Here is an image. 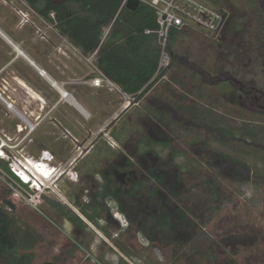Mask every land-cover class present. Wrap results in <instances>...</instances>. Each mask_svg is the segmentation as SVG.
Instances as JSON below:
<instances>
[{
  "label": "rangeland",
  "instance_id": "374dc122",
  "mask_svg": "<svg viewBox=\"0 0 264 264\" xmlns=\"http://www.w3.org/2000/svg\"><path fill=\"white\" fill-rule=\"evenodd\" d=\"M226 1L239 13L231 31L214 40L182 30L170 69L119 114L117 91L90 86L100 76L94 58L13 0L28 15L17 38L87 115L27 64L0 74L11 105L0 100V227L12 242L0 264H264V112L212 83L222 67L263 88L262 68L251 74L248 61L258 24L250 0L215 4ZM45 153L56 170L36 192L11 167Z\"/></svg>",
  "mask_w": 264,
  "mask_h": 264
},
{
  "label": "trees",
  "instance_id": "16d2710c",
  "mask_svg": "<svg viewBox=\"0 0 264 264\" xmlns=\"http://www.w3.org/2000/svg\"><path fill=\"white\" fill-rule=\"evenodd\" d=\"M24 1L38 15L53 22L60 35L66 37L83 56L97 51V69L120 86L124 93L133 94L132 104L138 103L153 88L157 80L160 50L155 36L144 33L146 30H156L151 8L141 5L135 11L122 9L118 13L122 0ZM111 24L103 39L104 29ZM179 34L178 31L170 33V49ZM83 215L93 220L86 213ZM182 217H185L183 213ZM11 247L6 228L0 227V251H7Z\"/></svg>",
  "mask_w": 264,
  "mask_h": 264
},
{
  "label": "built area",
  "instance_id": "2783aa9c",
  "mask_svg": "<svg viewBox=\"0 0 264 264\" xmlns=\"http://www.w3.org/2000/svg\"><path fill=\"white\" fill-rule=\"evenodd\" d=\"M128 0H122L118 13L126 9ZM141 5L148 6L154 12L156 30H146V35H154L160 50L158 72H164L171 66V50L169 46L170 33L172 31L182 32V30H200L214 40L219 39L226 27L225 11L217 7L216 0H134ZM25 21L28 15L22 14ZM111 25L104 29L103 39L107 36ZM97 51L89 55L96 61ZM104 83L110 86L104 75L94 78L91 85L96 88L104 87ZM2 94L0 93V96ZM14 166V165H13ZM12 168V167H11ZM12 171V170H11ZM13 173V172H12Z\"/></svg>",
  "mask_w": 264,
  "mask_h": 264
},
{
  "label": "flooded vegetation",
  "instance_id": "af4514ba",
  "mask_svg": "<svg viewBox=\"0 0 264 264\" xmlns=\"http://www.w3.org/2000/svg\"><path fill=\"white\" fill-rule=\"evenodd\" d=\"M226 7L227 8L224 11L227 21L224 33L226 31H231L233 18H235L236 15H239L236 7H234L231 2L228 3L226 1ZM248 7L252 9L249 22L253 23L257 20L256 22L258 24L256 36L258 46L255 50L254 56L248 59V61L254 66L249 70V72H251V74H255L256 71L254 68L259 65V67L262 68L260 73L262 74L264 80V0H250ZM228 55H230V52ZM246 58L248 57L241 55L237 57L235 61L236 63H245ZM231 73L232 72L230 70L225 71L222 67L219 68V71L212 83L218 85L221 83H227L230 86L236 87V100L242 108L251 112L254 111V108L258 111L264 112V81L262 82L263 88H258L253 77L249 80L245 78L246 76L238 79L237 77L232 76Z\"/></svg>",
  "mask_w": 264,
  "mask_h": 264
},
{
  "label": "crops",
  "instance_id": "0c3cea01",
  "mask_svg": "<svg viewBox=\"0 0 264 264\" xmlns=\"http://www.w3.org/2000/svg\"><path fill=\"white\" fill-rule=\"evenodd\" d=\"M12 2L13 0H0V74H3L8 70L10 71V69L13 68L15 64H27L28 67L33 68L29 62L30 60L32 63L39 66L45 72V74L47 73L54 80L49 72L43 69V66L39 62L38 58L34 56V54L32 55L27 52V50L23 47L24 41L17 38V33L22 30L28 29V27L26 26L25 22L23 23L22 21V14H24L25 12L21 7H18L17 5H10L12 4ZM16 48H18L23 54L26 55L25 59L19 56ZM35 71L37 72V70ZM98 72L101 73L99 70ZM105 78L111 83L110 86L112 88L110 90L112 91V89H114L115 91H117V93L122 96L120 98L124 100V103L122 104L123 106L118 113H126L129 109V105H131V101L133 102L134 95L124 93L120 86L110 81L107 77ZM90 86H92L91 82ZM79 105L80 107L82 106L81 104Z\"/></svg>",
  "mask_w": 264,
  "mask_h": 264
},
{
  "label": "bare ground",
  "instance_id": "6f19581e",
  "mask_svg": "<svg viewBox=\"0 0 264 264\" xmlns=\"http://www.w3.org/2000/svg\"><path fill=\"white\" fill-rule=\"evenodd\" d=\"M17 49V52H18V54H19V56H21L22 58H26V55L25 54H23L18 48H16ZM29 62H30V64H31V66L35 69V70H37V72H38V74H39V76H41L44 80H46L50 85H51V87H53L59 94H60V97H61V99L62 100H65V101H67L70 105H72L76 110H78L79 112H81L82 114H84L85 116L87 115L84 111H83V109L80 107V105L61 87V85L59 84V83H57L56 81H54L47 73L45 74V73H42L41 74V68L39 67V66H37L36 64H34V63H32L30 60H29ZM18 85H20L22 88H24V89H27L28 90V88H27V86L25 85V83H23L22 81H19L18 80ZM28 93V92H27ZM30 97L31 98H33V99H35V100H37V101H42L43 102V100H42V98L41 97H39L38 95H36V94H34L33 92L30 94ZM0 100L1 101H3V102H5V105L7 106V105H9V103L10 102H8L7 100H5L4 98H3V96H0ZM9 106H11V105H9ZM8 109H10V110H12V107H7ZM14 110V109H13ZM46 156H48V154L47 153H45L44 154V156L43 157H46ZM45 161V162H44ZM46 164V159H43V162L41 161V162H39V164L37 165V166H35V168H32L31 166H30V164L29 163H26V166L29 168V170H31L32 172H33V174L36 176V177H38V178H41V179H43V180H45L46 179V177H48V176H50V178L49 179H47V180H51V177H54V176H51L53 173H52V171L45 165ZM21 169H23V168H21ZM24 170V169H23ZM26 171H27V169H25ZM49 171H51L50 173H49ZM19 172V174L24 178V179H30L31 178V174L27 171V172H25V171H22V172H20V171H18ZM36 177H35V179L34 178H32V180H35L36 182H38L37 180H36ZM31 180V179H30ZM46 180V181H47ZM39 184H37V185H35V187H37ZM36 191V190H35Z\"/></svg>",
  "mask_w": 264,
  "mask_h": 264
},
{
  "label": "water",
  "instance_id": "95a60500",
  "mask_svg": "<svg viewBox=\"0 0 264 264\" xmlns=\"http://www.w3.org/2000/svg\"><path fill=\"white\" fill-rule=\"evenodd\" d=\"M125 7L129 11H135L139 7V5L134 0H128ZM42 73H45V72L43 70H41V74Z\"/></svg>",
  "mask_w": 264,
  "mask_h": 264
},
{
  "label": "clouds",
  "instance_id": "9594fccd",
  "mask_svg": "<svg viewBox=\"0 0 264 264\" xmlns=\"http://www.w3.org/2000/svg\"><path fill=\"white\" fill-rule=\"evenodd\" d=\"M43 158H44V159H45V158H46V159H49L50 156H46V157H43ZM46 162H49V161H46ZM59 175L62 176L61 174H59ZM60 176H59V177H60ZM21 183H22V182H21ZM44 189H46V187H43V190H44Z\"/></svg>",
  "mask_w": 264,
  "mask_h": 264
}]
</instances>
